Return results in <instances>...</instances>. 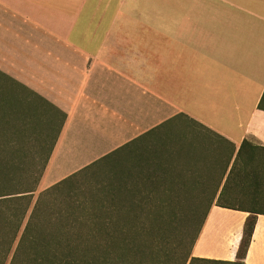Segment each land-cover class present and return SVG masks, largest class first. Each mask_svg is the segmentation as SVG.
Returning <instances> with one entry per match:
<instances>
[{
    "label": "crops",
    "instance_id": "obj_1",
    "mask_svg": "<svg viewBox=\"0 0 264 264\" xmlns=\"http://www.w3.org/2000/svg\"><path fill=\"white\" fill-rule=\"evenodd\" d=\"M7 88L61 125L38 189L128 155L143 160L132 172L162 165L166 183L201 188L207 172L141 143L187 122L235 152L264 148V0H0ZM215 204L191 257L234 263L249 214ZM243 262L264 264V215Z\"/></svg>",
    "mask_w": 264,
    "mask_h": 264
},
{
    "label": "trees",
    "instance_id": "obj_2",
    "mask_svg": "<svg viewBox=\"0 0 264 264\" xmlns=\"http://www.w3.org/2000/svg\"><path fill=\"white\" fill-rule=\"evenodd\" d=\"M44 106L47 108H43V113L37 118L31 109L22 111L17 91L11 88L0 91L1 113L11 110L1 115V119L6 118L5 123H1V130L9 131L11 137L6 141L0 140V264H20L21 254L27 246L25 253L31 257L29 264H73L74 246L84 244H89L91 247L87 249L94 251L93 260L104 262L135 264L138 257L141 259L138 264H244L256 216L264 215V148L243 142L235 152L233 146H228L233 154L223 173L199 167L197 158L187 154L181 157L180 160H190L187 162L190 170L207 172L196 176L201 188H188L193 185L194 176H187V181L191 182L186 184L166 183L167 175L163 172L166 168L162 165H152L148 174L132 172V167L140 168L143 160L136 163L131 159L116 171L105 167L104 173L112 170L114 174L109 177L105 174V178L98 182L99 192L106 200L93 202L97 205L93 209L97 217L91 219L95 225L93 228H96L94 233L87 236L80 233L56 235L46 231L53 226V221L38 214L43 197L63 186L67 189L75 187L71 183L74 178L100 164L40 193L26 221L33 194L61 127L56 125L57 116L51 113L53 107L46 102ZM3 126L12 128L6 130ZM28 134L36 137L22 154V142L29 141ZM241 152L244 154L242 164L235 167ZM235 153L237 157L231 166ZM167 155L169 159L178 157L174 153ZM156 161L161 162L162 159L156 158ZM191 162L195 165L192 166ZM28 172L35 174V181L22 185V179L28 182L34 179ZM174 178L177 180L179 176ZM215 200L217 207L249 214L234 263L191 257L192 248ZM84 204L78 203L75 210L87 214ZM73 211L67 207L60 213L69 217V214L76 213ZM47 212L52 213V209ZM38 215L43 219L35 223L41 219L36 218ZM35 230L40 233H33ZM177 232L180 234L176 235Z\"/></svg>",
    "mask_w": 264,
    "mask_h": 264
},
{
    "label": "rangeland",
    "instance_id": "obj_3",
    "mask_svg": "<svg viewBox=\"0 0 264 264\" xmlns=\"http://www.w3.org/2000/svg\"><path fill=\"white\" fill-rule=\"evenodd\" d=\"M9 111L11 110H4L1 113L0 108V140L4 141L10 139L9 137H11V133L9 131L1 130V123L3 125L6 120V118L1 119V115L8 114ZM3 127L6 130L12 128V126ZM35 137L36 136L34 134L27 135V139H29V141L26 140L22 142V154H25L24 149L30 145V142L35 139ZM159 137L161 139H159ZM145 140L146 141H142L141 144H144V146H146L144 149L148 151V157L156 156L155 154L163 155L166 153H174L177 154L178 157H184L187 154L191 158H197V164L199 165V167H203L205 170L213 169L221 173H223L225 165L230 161V158L233 154L231 148L228 147V144H225L222 141H217L209 137L201 129L192 126L187 122L181 123L180 126H173V124L167 125L162 128L159 132H157L156 135H152L151 137H148ZM243 156V152H241L238 157L237 153H235L232 159L231 166L233 165L236 157L237 160L235 163V167H238L240 164H242ZM122 158L123 157H116L114 159L107 160L108 163L96 165L87 172L73 179L71 183L75 185V187L67 189L65 186H63L60 189L51 191L49 195L43 197V203L38 214L44 217L46 216V218H49L53 221V226H50L46 231H51L52 233H56V235H73L75 233H80L81 236H87L91 233H94L93 231L96 230V228H93L95 227V225L93 223V220L91 219L97 217V215L93 214V209H96L97 205L93 202L106 200L103 196H101L99 192L98 182L100 181V178H105V174L109 177L111 174H114V171L112 170L115 169L116 171L120 166L126 165L128 161L131 162L132 157L130 155L129 158ZM27 165L28 164L25 165L26 168ZM105 167L110 168L112 170L109 169V173H104L106 170ZM100 168L102 169L100 170ZM30 170H33V167ZM29 174L34 179H31L29 182L27 180L22 179V185H25L27 183L28 185L29 183H34L35 174ZM45 183L46 182H44L42 186H45ZM68 184H70V182ZM43 191L45 190L40 187L39 189L37 188L36 192L33 194L32 205L26 216V221L40 193H42ZM78 203H85L84 207L88 209L87 214H80L78 211L75 210V206ZM48 204L49 206H47ZM67 207L73 208V212L76 213L69 214V217H65L64 213H60V211ZM49 208L52 209V213L47 212ZM40 215H38L36 218L40 219ZM42 219L43 218H41L40 221H35V223H40ZM104 220L106 219L104 218ZM25 223L26 222H24V225ZM33 233L40 232H36L35 230L33 231ZM175 234L179 235L180 232H177ZM187 239H189V236L186 238V240ZM88 247L91 246L89 244L74 246L73 258L75 259V262L73 264H120L119 262L115 261L104 262L97 259L93 260L92 255L95 253L94 251L88 250ZM53 248H55V246H53ZM27 249L28 246L25 247L23 255L21 254V262L19 261L20 264L30 263L29 259H31V257H29V255L25 253ZM138 261H141V259L136 257L134 263L138 264Z\"/></svg>",
    "mask_w": 264,
    "mask_h": 264
}]
</instances>
